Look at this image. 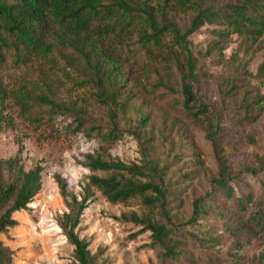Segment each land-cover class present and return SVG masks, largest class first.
<instances>
[{
    "label": "rangeland",
    "instance_id": "rangeland-1",
    "mask_svg": "<svg viewBox=\"0 0 264 264\" xmlns=\"http://www.w3.org/2000/svg\"><path fill=\"white\" fill-rule=\"evenodd\" d=\"M151 1L155 4L160 0ZM177 15L178 24L186 22V16L179 12ZM210 30V26H205L190 37L193 50L203 58L200 71L206 73L199 96L206 105L214 106L220 101L227 80L233 77L229 68L240 66L251 76L246 80L236 77L239 88L235 91L250 89L260 97L257 107H261L256 121L221 134L225 152L231 155L229 166L234 175L230 182L233 199L226 202L211 181L216 169L210 144L204 138V122L189 120L181 108L177 77L183 57L173 47L170 35L162 39L161 46L151 49L125 46L126 43L112 48L121 72L128 75L116 99V103H125V111L116 118L111 116L110 105L102 104L86 81L79 82L77 74L63 69L62 61L37 58L15 64L8 56L0 69L6 90V97L0 100V159L17 156L24 170L37 164L43 167L38 193L25 209L13 214L17 224L0 234V241L10 252L9 264H76L73 246L60 227L62 214L68 211V197L62 195L58 179L65 183L67 193L79 199L90 174L84 165V155L101 145L96 128L106 132L111 126L123 134L108 146L113 158L126 164H140L143 136L154 133L155 156L161 162L170 161L177 171L175 177L194 171L184 190L180 188L183 202H174L173 212L187 216L195 196L203 197L207 205L212 202L214 207L227 209L225 212L215 209L216 213L207 216V224L218 235V243L211 252L220 256V262L209 263L196 256L194 263L187 264H236L232 256L236 251L232 249L235 234L227 230L224 217L234 219L236 224L247 221L253 211L264 209V78L256 75L258 66L264 62V37L256 40L252 53L245 54L239 46L241 39L230 34L219 60L203 54L212 40ZM108 39L104 40L105 49ZM165 87H171L173 92ZM21 92L31 97L45 94L63 109V118L54 119L47 107L37 103L30 107L35 114L31 119L22 116L16 99ZM80 109L83 125L77 129ZM96 174L107 175L100 171ZM236 199L244 202V208L237 206ZM131 212L159 219L157 210L143 205L140 197L110 203L92 188V197L76 231L97 263L163 264L161 250L151 233L140 232L141 226L121 218ZM243 247L238 264H249L251 257L264 247V235L254 232Z\"/></svg>",
    "mask_w": 264,
    "mask_h": 264
},
{
    "label": "trees",
    "instance_id": "trees-1",
    "mask_svg": "<svg viewBox=\"0 0 264 264\" xmlns=\"http://www.w3.org/2000/svg\"><path fill=\"white\" fill-rule=\"evenodd\" d=\"M177 12L186 16V22L178 24ZM210 26L212 40L206 46L204 56L223 58L222 50L236 34L239 46L245 54L251 53L256 40L264 37V0H0V69L10 56L15 64H25L32 59L62 61L63 69L77 74L79 82L86 81L95 90L102 104L110 105L111 116L124 113L125 103H116L128 75L120 70V63L113 55L116 46L148 48L161 46L162 39L170 35L173 47L182 55L177 77L181 108L189 120L204 122V138L209 142L216 169L212 184L218 189L223 202L233 199L230 182L234 178L229 162L231 155L225 152L221 134L242 129L244 123L256 121L260 114L257 95L250 89L235 91L236 77L246 80L243 67L237 66L229 73L220 101L206 105L199 96L206 73L201 72V59L192 47L191 35ZM108 48L104 40L108 38ZM225 44V45H223ZM134 49V48H133ZM110 50L111 52H109ZM178 62V59L176 57ZM235 61V59H234ZM173 62V60H172ZM232 62V61H230ZM259 78H264V62L257 68ZM41 84H43L41 82ZM160 85H163L160 83ZM173 92L171 87H165ZM237 96H239L237 98ZM6 90L0 77V100ZM22 116L31 119L32 103L47 107L55 118H63V109L45 94L31 97L24 92L16 94ZM43 112V114H47ZM77 129L83 125L82 110L77 111ZM99 129L101 145L84 155V165L90 171L82 187L80 198L66 191L65 183L58 179L64 197H68V211L62 214L60 227L73 246L76 264H99L90 254L87 243L77 234L92 188L98 190L110 203H124L140 197L143 205L156 209L159 219L149 215L138 216L134 212L121 215L125 221L149 231L161 250L163 264L194 263L196 256L209 263H219L220 256L211 252L218 243V235L208 225V215L220 206L207 205L204 198L195 196L187 216L173 212L174 202H183L179 190H184L192 173L174 176L170 161H159L155 156V134L143 136L140 164H126L113 158L108 146L122 137L114 126L104 132ZM134 135V130H133ZM43 167L35 165L24 170L17 156L0 159V234L17 224L13 214L23 210L40 189ZM106 176H99L97 172ZM238 207L244 202L236 199ZM227 230L235 234L232 256L238 264L240 250L256 231L264 235V209L253 211L245 222L234 223L224 217ZM134 236V235H133ZM210 250L211 253H208ZM8 247L0 241V264H9ZM249 264H264V247L258 250Z\"/></svg>",
    "mask_w": 264,
    "mask_h": 264
}]
</instances>
